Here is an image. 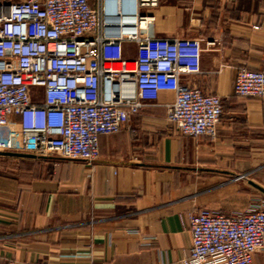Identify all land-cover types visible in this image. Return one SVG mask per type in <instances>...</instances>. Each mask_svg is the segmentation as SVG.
<instances>
[{"label":"crops","instance_id":"1","mask_svg":"<svg viewBox=\"0 0 264 264\" xmlns=\"http://www.w3.org/2000/svg\"><path fill=\"white\" fill-rule=\"evenodd\" d=\"M147 11L150 35L201 40V73L184 79L221 97L217 136L174 130L165 105L174 96L162 92L99 135L92 163L22 152L20 135L4 143L27 155L0 154V264H181L191 213L264 200V97L233 92L238 70H264V0H159ZM124 48L135 56L133 43ZM252 264H264V249Z\"/></svg>","mask_w":264,"mask_h":264},{"label":"built area","instance_id":"2","mask_svg":"<svg viewBox=\"0 0 264 264\" xmlns=\"http://www.w3.org/2000/svg\"><path fill=\"white\" fill-rule=\"evenodd\" d=\"M158 3L0 0V132L14 117L22 152L92 163L99 135L120 131L171 92L166 118L174 130L215 138L221 97L184 79L201 73V40L150 35L146 10ZM126 42L135 45L132 58ZM233 92L264 97V70H238ZM189 225L191 246L181 264H252L264 249V200L229 214L201 208Z\"/></svg>","mask_w":264,"mask_h":264},{"label":"rangeland","instance_id":"3","mask_svg":"<svg viewBox=\"0 0 264 264\" xmlns=\"http://www.w3.org/2000/svg\"><path fill=\"white\" fill-rule=\"evenodd\" d=\"M147 10H146V12L148 13ZM3 132H4L3 136L5 138H4V142H0V143H3L2 145H4V143H5V145L15 144L19 138V135H20L19 128H18L16 121H13L8 126H6L3 129Z\"/></svg>","mask_w":264,"mask_h":264},{"label":"water","instance_id":"4","mask_svg":"<svg viewBox=\"0 0 264 264\" xmlns=\"http://www.w3.org/2000/svg\"><path fill=\"white\" fill-rule=\"evenodd\" d=\"M1 155H12V156H20V155H27V154H22V153H17V152H11V151H0Z\"/></svg>","mask_w":264,"mask_h":264}]
</instances>
